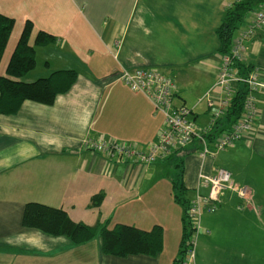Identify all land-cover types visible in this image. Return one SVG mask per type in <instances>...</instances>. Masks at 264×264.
Wrapping results in <instances>:
<instances>
[{"label": "crops", "instance_id": "crops-1", "mask_svg": "<svg viewBox=\"0 0 264 264\" xmlns=\"http://www.w3.org/2000/svg\"><path fill=\"white\" fill-rule=\"evenodd\" d=\"M234 1L0 0V12L15 19L1 75L28 20L32 44L39 30L56 41L36 47V67L24 79L61 69L78 73L53 103L25 100L17 113H0V264H175L185 211L174 184L182 181L193 198L200 173L219 167L229 169L236 184L249 186L251 197L227 189L218 209L204 213L195 264H264V90L256 95L260 117L254 130L215 156H199L197 139L148 164L83 146L87 136L142 148L159 140L164 115L116 77L122 67L156 68L172 77L178 86L174 104L192 108L195 123L206 126L210 99L221 95L213 90L222 65L216 29ZM246 44L243 62L258 67L264 81V28ZM97 194L103 199L93 203ZM31 201L63 208L89 225H159L163 249L156 256H116L102 251L100 234L77 245L68 236L25 227Z\"/></svg>", "mask_w": 264, "mask_h": 264}, {"label": "built area", "instance_id": "built-area-1", "mask_svg": "<svg viewBox=\"0 0 264 264\" xmlns=\"http://www.w3.org/2000/svg\"><path fill=\"white\" fill-rule=\"evenodd\" d=\"M262 28L264 2L252 13L249 24L234 36L229 52L222 54V65L213 85V90H219L221 95L216 100L210 99V119L206 126L199 127L195 123L192 108L174 104L178 86L172 77L156 68L122 67L116 77L132 91L144 93L164 115L165 122L159 140L142 148L137 144L87 136L83 139V146L89 150L106 153L110 158H124L144 164L156 162L184 149L196 139L201 144L196 152L202 158L215 156L218 152L233 147L242 139L245 132L254 130L255 123L260 117L256 99V95L264 90L260 70L252 66L241 73L235 63L243 62L247 49L246 42L253 39ZM243 85L247 87L248 93L240 117L230 126H218L219 121L226 115L232 98ZM201 187H206L208 193H201ZM227 189L236 191L242 198L251 197L250 187L236 184L232 172L227 168L219 167L212 174L200 173L196 193L190 199L188 207L191 226L189 247L180 264H195L196 243L202 229V217L205 212H215L218 209L221 195Z\"/></svg>", "mask_w": 264, "mask_h": 264}, {"label": "trees", "instance_id": "trees-1", "mask_svg": "<svg viewBox=\"0 0 264 264\" xmlns=\"http://www.w3.org/2000/svg\"><path fill=\"white\" fill-rule=\"evenodd\" d=\"M264 0H236L225 12V16L216 29L220 40L219 52L226 54L230 50L235 31L256 10ZM15 25V19L0 12V63L3 58L10 35ZM33 23L28 20L23 28L18 43L9 60L5 75L0 74V113H17L25 100H33L51 104L58 94L71 89L77 80L78 73L74 69H61L49 76L27 81L24 77L36 67V47L46 46L56 41V37L44 30L37 32L34 43L30 41ZM235 66L241 73L253 65L236 62ZM248 90L241 86L232 98L226 115L219 121V125H232L241 115ZM175 199L184 206V230L175 264L185 257L191 235L188 219L190 199L185 196L186 188L182 181H176ZM102 194L95 195L93 203H99ZM23 225L37 228L51 235L68 236L75 244H85L101 236L102 251L105 254L129 256L135 254L158 255L163 249V229L156 225L151 230H144L134 225L117 223L110 228L108 225H89L82 221L73 220L63 208L50 206L41 202H27L23 214Z\"/></svg>", "mask_w": 264, "mask_h": 264}, {"label": "rangeland", "instance_id": "rangeland-1", "mask_svg": "<svg viewBox=\"0 0 264 264\" xmlns=\"http://www.w3.org/2000/svg\"><path fill=\"white\" fill-rule=\"evenodd\" d=\"M194 194V191L190 188V189H186V193H185V196L187 198H191Z\"/></svg>", "mask_w": 264, "mask_h": 264}]
</instances>
